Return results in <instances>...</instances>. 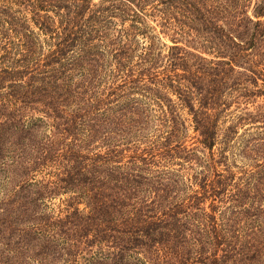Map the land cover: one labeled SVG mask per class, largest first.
Masks as SVG:
<instances>
[{
	"label": "trees",
	"instance_id": "trees-1",
	"mask_svg": "<svg viewBox=\"0 0 264 264\" xmlns=\"http://www.w3.org/2000/svg\"><path fill=\"white\" fill-rule=\"evenodd\" d=\"M93 1L0 0V264H264V0Z\"/></svg>",
	"mask_w": 264,
	"mask_h": 264
},
{
	"label": "rangeland",
	"instance_id": "rangeland-1",
	"mask_svg": "<svg viewBox=\"0 0 264 264\" xmlns=\"http://www.w3.org/2000/svg\"><path fill=\"white\" fill-rule=\"evenodd\" d=\"M99 2L100 0L93 1V3L96 5L99 4ZM255 2L256 0L251 1V7L249 9V13H251V10ZM148 24L150 27L153 28V32L151 33V36H154L157 42L161 44H166L167 46H172V42L167 37V35H164L163 33H161V28H160L159 23H157V21L150 18L148 19ZM178 45L183 46L182 43H179ZM203 56L208 57L207 55H203ZM241 108L243 109V107ZM246 108L247 109L245 113L254 111V108L264 110V97L258 98L254 104H248V107ZM229 112H231L230 118L228 119V122L226 118L225 124L226 123L227 124L226 125L224 124L223 129H221V131L223 132V130H225L229 125L233 124L236 128L235 131H237V134H235L234 137L231 138V140L227 144L222 143V136L220 135V137L218 138L217 144L215 148L213 149V154H214L213 157L215 158V160H218L221 156L225 157V161H224L225 165L223 164L218 165L216 168L217 172L226 173V169H227L235 176L234 182L241 183V180L245 178L244 174L253 168L254 166L253 162L255 161V159L252 158V156H250L248 153H244L245 152L244 147L248 145V143L251 141V138H262L260 135H258V133L264 130L256 129L257 126H254V125H249V124L243 125V123L239 125L238 124L239 121L237 120V118H239L240 113L244 112V110L242 112H241V109L236 110L235 105H233L230 108ZM181 114H182V117L186 120L187 127H188L185 144L189 148H194L197 150L195 154L200 160V161L195 160L189 165V166H192L191 170L182 169V173L180 174L181 178L182 179L184 178V182H187V179L192 180L191 177L193 173L198 172V170H200V166L203 165L202 162L207 161L208 152L206 150H203L199 146V144L196 142L197 139H196L195 133L193 132L192 128L189 127V125H191L190 124L191 118L187 114L186 110H183ZM172 168L180 170L178 165H175ZM185 168H187V166H185ZM195 188L196 187H194V189ZM65 198L66 197H62L61 199L62 201H59L58 199L52 201L51 204L49 205L50 209H52L54 213H58L59 211H64L66 204L65 202L63 203V200Z\"/></svg>",
	"mask_w": 264,
	"mask_h": 264
}]
</instances>
